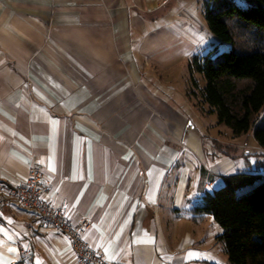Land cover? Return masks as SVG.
<instances>
[{
    "label": "crops",
    "instance_id": "0c3cea01",
    "mask_svg": "<svg viewBox=\"0 0 264 264\" xmlns=\"http://www.w3.org/2000/svg\"><path fill=\"white\" fill-rule=\"evenodd\" d=\"M206 1L0 0V180L41 166L47 199L90 220L108 261L218 264L210 215L194 208L248 169L208 142L173 73L202 51L193 16ZM0 264L78 263L64 236L9 205Z\"/></svg>",
    "mask_w": 264,
    "mask_h": 264
},
{
    "label": "trees",
    "instance_id": "16d2710c",
    "mask_svg": "<svg viewBox=\"0 0 264 264\" xmlns=\"http://www.w3.org/2000/svg\"><path fill=\"white\" fill-rule=\"evenodd\" d=\"M207 0L205 18L219 41L232 43L220 53L219 45L199 51L189 61L192 83L189 94L210 105L219 123L230 126L235 135L247 133L264 109V0ZM236 31L252 33L263 43L240 48ZM200 73L206 80L201 87ZM194 88H197L196 92ZM254 136L264 148V128L256 127ZM259 174H235L224 178V185L208 193L194 211L212 215L221 227L217 240L224 243L229 264H264V177L249 192L237 190L253 184Z\"/></svg>",
    "mask_w": 264,
    "mask_h": 264
},
{
    "label": "rangeland",
    "instance_id": "374dc122",
    "mask_svg": "<svg viewBox=\"0 0 264 264\" xmlns=\"http://www.w3.org/2000/svg\"><path fill=\"white\" fill-rule=\"evenodd\" d=\"M239 6L246 8L248 4L244 0H237ZM204 9L201 11V7H195L194 9V19L199 27L202 26L203 34L202 39V51H208L212 46L219 45L220 53L229 51L232 48V43L227 42H220L219 39L211 32L208 27L205 14L203 12ZM205 11V10H204ZM200 31V32H201ZM237 43L240 48H246L251 46L252 44L263 43V41L259 38H255L252 33L244 34L242 32H237ZM259 43V44H260ZM183 67L182 71L176 70L173 71L177 75V83L178 87L185 89L186 83L189 85L192 83L191 74L189 70L185 67H188L185 62L181 64V68ZM185 70V71H184ZM184 76V78H183ZM196 79L199 81V85L204 87L206 85V80L204 77L197 73ZM189 79V80H188ZM191 87V86H189ZM197 92L198 89L194 88ZM191 89H189L190 91ZM197 98V102L199 103L198 107H191L189 108V114L193 121H197L199 126L204 131L208 142L211 144V141L214 138L222 140L221 142L217 140L218 145L223 147V149H230L231 154L235 155L237 161H241V165L245 166L248 169L247 174L255 175L259 174L253 184L244 186L237 190L239 195H244L245 193L251 191L264 177V148L260 145V143L256 140L254 136V132L256 127H263L264 128V109L258 114L257 119L252 124L250 130L247 133L241 135H235L233 129L223 123H219V118L217 112H210V105L208 103H202L199 97ZM199 106L204 109H200ZM209 144V145H210ZM214 148H212L213 150ZM233 151V152H232ZM230 151H228L229 153ZM224 185V181L219 182V184L213 185L210 188V192L213 193L215 189L220 188ZM211 223L206 222L205 227L208 232L207 243L213 247L212 252L216 258H213V261H216L218 264H223L228 261V257L225 252L224 243L218 242L216 244L215 234H220L223 231L221 225L215 221L214 217L210 215ZM210 237V238H209ZM210 239V240H209ZM213 255V254H212ZM224 258V262H223ZM229 264V261L228 263Z\"/></svg>",
    "mask_w": 264,
    "mask_h": 264
},
{
    "label": "built area",
    "instance_id": "2783aa9c",
    "mask_svg": "<svg viewBox=\"0 0 264 264\" xmlns=\"http://www.w3.org/2000/svg\"><path fill=\"white\" fill-rule=\"evenodd\" d=\"M42 175V167L32 163L24 184L13 185L0 180V206L16 205L33 212L35 219L67 239L78 264H120L108 261L89 246L85 236L91 227L89 219L74 222L67 205L54 206L50 203L46 197Z\"/></svg>",
    "mask_w": 264,
    "mask_h": 264
}]
</instances>
